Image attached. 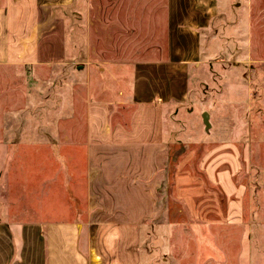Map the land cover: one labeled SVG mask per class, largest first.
<instances>
[{
  "label": "rangeland",
  "instance_id": "374dc122",
  "mask_svg": "<svg viewBox=\"0 0 264 264\" xmlns=\"http://www.w3.org/2000/svg\"><path fill=\"white\" fill-rule=\"evenodd\" d=\"M95 1L91 21L85 0L76 16L65 14L64 64L0 65V156L16 143L18 206L39 209L46 194L50 206L71 211L69 190L84 189V150L74 144L84 141L86 105L94 94L114 95L98 94L112 76L130 74L98 64L126 31L107 19L111 0ZM248 1H221L185 98L167 110V219L141 230L138 264H264V0ZM120 87L128 92V79ZM122 108L113 121L128 124L132 106Z\"/></svg>",
  "mask_w": 264,
  "mask_h": 264
},
{
  "label": "crops",
  "instance_id": "0c3cea01",
  "mask_svg": "<svg viewBox=\"0 0 264 264\" xmlns=\"http://www.w3.org/2000/svg\"><path fill=\"white\" fill-rule=\"evenodd\" d=\"M85 1L91 21L95 0ZM221 1L111 0L107 19L126 32L98 64L130 74L112 76V86L98 94L114 95L94 94L86 105L84 141L74 144L84 150L79 179L84 189L69 190L72 213L50 206L42 200L46 194L39 209L18 206L12 189L16 143L10 141L7 155L0 156V264H138L141 230L168 213L162 192L170 162L167 110L185 98L190 70L202 59V35L219 19ZM248 3L251 7L252 0ZM81 5V0H0V65L64 64L65 14L76 16ZM90 38L82 46L87 61L79 62L85 66L92 64ZM123 79L131 89L115 91ZM128 104V124L113 121ZM34 212L27 219L17 215Z\"/></svg>",
  "mask_w": 264,
  "mask_h": 264
},
{
  "label": "water",
  "instance_id": "95a60500",
  "mask_svg": "<svg viewBox=\"0 0 264 264\" xmlns=\"http://www.w3.org/2000/svg\"><path fill=\"white\" fill-rule=\"evenodd\" d=\"M208 118H209V114L208 113H204L203 114V122L206 125V127H209L210 126V123L208 121Z\"/></svg>",
  "mask_w": 264,
  "mask_h": 264
}]
</instances>
